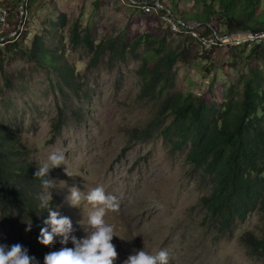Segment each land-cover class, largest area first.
I'll return each instance as SVG.
<instances>
[{"label":"rangeland","instance_id":"obj_1","mask_svg":"<svg viewBox=\"0 0 264 264\" xmlns=\"http://www.w3.org/2000/svg\"><path fill=\"white\" fill-rule=\"evenodd\" d=\"M0 6L9 14L6 40L21 39L24 31L29 46L35 34L49 31L47 51L58 50L80 86L68 87L52 68L16 59L0 44V121L17 129L36 163L50 170L47 196L54 202L42 235L48 259L31 254L19 225L10 230L0 223V264H264L240 242L245 232L261 234L260 213L220 233L199 203L210 183L185 162L188 146L173 150L157 133L128 143L133 129L145 127L155 113L137 99L139 62L127 58L110 65L103 57L86 68L90 54L69 44L68 30L77 20L95 43L118 33L129 39L166 36L183 50L172 93L215 103L246 72L239 51L171 31L157 3L149 11L127 0H0ZM60 14L65 26L52 29L49 23ZM59 113L64 122L54 133Z\"/></svg>","mask_w":264,"mask_h":264},{"label":"trees","instance_id":"obj_2","mask_svg":"<svg viewBox=\"0 0 264 264\" xmlns=\"http://www.w3.org/2000/svg\"><path fill=\"white\" fill-rule=\"evenodd\" d=\"M127 1L142 4L147 11L155 8V3L161 5L164 9L158 8L157 12L183 24L178 25L177 33L196 32L206 38L237 31L264 33V0H168V5L161 0ZM49 24L52 29L64 27L66 16L60 14L57 22ZM197 24L193 30L186 28ZM22 34L21 39H9L2 52L50 67L68 87H80L75 80L77 73L59 61L58 50L47 51L45 38L51 35L49 31L35 34L29 46L25 43L27 33ZM68 35L73 48L81 47L90 54L86 68L96 67L103 57L110 65L127 58L139 62L135 71L139 77L137 99L151 104L155 113L145 127L133 129L128 143L146 142L157 133L173 150L188 146L185 162L200 169L210 183L209 193L199 203L220 233L230 231L236 221L260 213L261 234L245 232L240 242L248 255L263 260L264 47L245 42L228 45L232 51H239L240 59L248 65L238 81L227 87L222 101L215 103L190 92L172 93L174 66L183 50L172 47L166 36L142 33L129 39L118 33L95 43L77 20L69 27ZM63 122L59 113L54 133ZM52 188L50 170L36 163L17 129L0 121V223L10 230L19 225L27 235L31 254L45 253L47 259L42 235L45 219L54 208L47 196Z\"/></svg>","mask_w":264,"mask_h":264},{"label":"built area","instance_id":"obj_3","mask_svg":"<svg viewBox=\"0 0 264 264\" xmlns=\"http://www.w3.org/2000/svg\"><path fill=\"white\" fill-rule=\"evenodd\" d=\"M145 10H148L146 6L142 7ZM8 12L7 9L3 6H0V44H6L9 39L6 40L7 35H3L6 33L5 31L9 28V22L7 20ZM167 22L170 26L171 31L177 32L179 30V24L183 25L182 23L178 21H173L171 19H167ZM186 28L190 29V26H187ZM191 30V29H190ZM191 35L193 38L198 39V41L205 45V46H218L221 44H231V45H238L240 43H252L256 45H260L264 47V33H260L258 35H251L247 34V37L245 39H239L237 36L229 35V36H218L214 34L211 38H206L201 36L200 34L196 32H192ZM199 36V37H197Z\"/></svg>","mask_w":264,"mask_h":264},{"label":"water","instance_id":"obj_4","mask_svg":"<svg viewBox=\"0 0 264 264\" xmlns=\"http://www.w3.org/2000/svg\"><path fill=\"white\" fill-rule=\"evenodd\" d=\"M139 4V3H138ZM162 9V8H161ZM164 9V8H163ZM198 25V24H197ZM196 27V26H195ZM240 33H244V34H250L248 31H237L234 32L233 34H240ZM252 35V34H251Z\"/></svg>","mask_w":264,"mask_h":264}]
</instances>
